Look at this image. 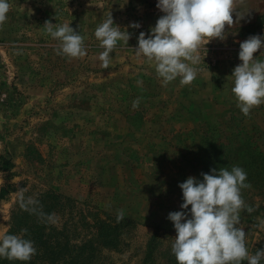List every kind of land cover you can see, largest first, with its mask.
Instances as JSON below:
<instances>
[{
  "label": "rangeland",
  "instance_id": "rangeland-1",
  "mask_svg": "<svg viewBox=\"0 0 264 264\" xmlns=\"http://www.w3.org/2000/svg\"><path fill=\"white\" fill-rule=\"evenodd\" d=\"M8 2V19L0 28V188L7 184L0 234L19 206L18 187L25 188V197L36 200L70 199H62L54 225L67 229L71 244L95 237L96 219L118 226L117 247L99 246L96 264H149L144 260L153 238L148 262L165 263L177 235L168 214L190 213L191 206L181 209L179 187L190 177L187 154L211 141L226 152L260 155L257 176L246 181L252 187L242 190L255 211H242L238 227L246 233L250 255L264 249V104L246 117L231 92L232 72L242 63L240 42L264 37V0L238 5L248 13L231 28L226 25L224 40L212 39L201 49L191 85L182 86L177 78L166 87L154 64L134 52L139 33L150 34L164 14L158 0ZM109 13L131 38L127 45L118 42L105 69L94 33ZM45 21L69 23L85 38L87 55H57L60 42L46 33ZM133 23L140 27H130ZM261 52L264 48L254 54L257 59H264ZM205 150V173L236 163L214 162V149ZM120 209L124 219L117 223Z\"/></svg>",
  "mask_w": 264,
  "mask_h": 264
},
{
  "label": "clouds",
  "instance_id": "clouds-1",
  "mask_svg": "<svg viewBox=\"0 0 264 264\" xmlns=\"http://www.w3.org/2000/svg\"><path fill=\"white\" fill-rule=\"evenodd\" d=\"M244 0H158L156 7L164 13L151 28L150 34L140 32L137 56L146 58L154 64L155 72L163 86L179 78L182 86L191 85L197 77L195 67L201 61V49L212 39L224 40L226 25L231 28L248 13H241L238 5ZM11 8L8 0H0V28L6 23ZM235 13V21L233 14ZM69 23L53 24L45 21L47 34L58 40L57 55L69 58H82L87 55L84 37ZM139 28V23L130 25ZM95 38L103 51L98 59L107 69L111 63L110 53L117 48L118 42L125 45L131 38L126 30L114 24L111 13L95 29ZM238 58L242 62L232 72L231 92L236 106L248 117L254 107L264 104V59L254 55L264 48V37L251 35L239 44ZM264 54V52H261ZM141 98L133 101V108L139 106ZM212 174L201 173L202 182L188 177L179 187L183 193L181 209L170 212L168 219L173 222L176 237L171 252L177 264H260L264 259V249L250 255L246 247V233L240 224V214L246 210L255 211L248 206L242 196V190L250 189L247 172L234 165L231 170L220 168L211 170ZM25 188L17 189L19 207L37 215L47 223L57 222L55 213L43 212V206L33 197H25ZM190 215V218H188ZM124 219L123 209L118 210L117 223ZM183 221V222H182ZM27 229L21 235L0 234V258L9 261L27 262L37 254L34 242L24 238Z\"/></svg>",
  "mask_w": 264,
  "mask_h": 264
},
{
  "label": "trees",
  "instance_id": "trees-1",
  "mask_svg": "<svg viewBox=\"0 0 264 264\" xmlns=\"http://www.w3.org/2000/svg\"><path fill=\"white\" fill-rule=\"evenodd\" d=\"M204 144L206 149H214L211 154L214 162H220L221 164L227 161L228 163L233 158L236 163L228 165V167L234 165L242 167L247 172V178L257 176L255 174L258 169L256 161L260 160L258 153L254 154L247 150L236 151L232 149L226 152L222 148L223 145L219 144L217 146L211 141ZM205 148H203L202 144H199L196 147H192V152L187 154V163L190 167L185 174L195 176L198 181L203 179L201 173H205L208 170L204 163V159L209 156ZM2 169L4 171L7 170L5 167H2ZM6 194L7 184H4L0 188V200L5 198L4 196ZM63 198L65 201H70L66 197H39L37 200L43 206V212L51 214L63 207ZM95 226L97 227L95 237L79 242L78 244H71L68 236H66V233H68L66 228H59L54 224L47 223L37 215L30 214L18 206L11 215L10 226L6 233L21 235V230L27 229L28 231L27 234H24V238L34 242L37 254L27 262L9 261L5 258H0V264H96L95 258L97 257L99 246L109 248L117 247L115 237L117 232L115 230H117L118 226L111 222L102 221L100 218L99 220H95ZM154 240L155 238L151 240L148 246V253L145 257L146 259L144 260V262L149 264L151 263V261L148 262L150 260L149 257L152 256L153 250L155 249ZM164 258L166 262L160 264H177L173 254H166ZM242 264H248V262L242 261ZM260 264H264V260H261Z\"/></svg>",
  "mask_w": 264,
  "mask_h": 264
}]
</instances>
